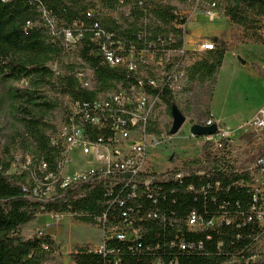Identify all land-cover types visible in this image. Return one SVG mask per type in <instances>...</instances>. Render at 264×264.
<instances>
[{"label": "trees", "instance_id": "trees-1", "mask_svg": "<svg viewBox=\"0 0 264 264\" xmlns=\"http://www.w3.org/2000/svg\"><path fill=\"white\" fill-rule=\"evenodd\" d=\"M205 2L214 3L219 14L237 29L242 43L264 44V0ZM185 5L186 0H0V88L21 127L15 135H10L0 152V264L56 261L59 245L51 235L22 236L23 228L38 214L63 212L67 204L78 210L100 209L99 194L75 201L68 190L50 201L35 200L23 190L28 169L6 173L18 150L23 156L51 160L54 148L49 137L55 129L52 115L56 110H61L63 115L68 107L62 98L89 99L125 82L126 71L108 67L96 56L95 44L90 41L94 23L111 32L115 39L136 43L138 34L144 32L145 38L160 33L179 34L180 19L174 12L181 11ZM43 10L54 18L55 34L46 25ZM79 25L84 30L83 38L73 49H66L62 29ZM212 40L215 41L213 49L185 56V91H189L191 81L214 84L228 46L216 37ZM72 50L84 65L93 69L95 88L80 87L75 71L69 73L67 69L55 74L51 69L53 62L60 65ZM191 59L193 61L188 63ZM164 101L170 111L175 102L173 96L165 95ZM181 112L189 115L187 110ZM206 113L209 115L208 110ZM229 144L223 139L221 149ZM210 145L204 142L201 147L204 161L193 158L184 162V168L188 167L192 175L183 177L181 182L170 180L169 185L176 186L171 195L175 202L170 208L177 210L181 218L195 209L205 220L217 217L220 220L198 231L179 227L185 240L196 245L190 250L170 245L172 235L163 237L161 228L147 222L143 238L137 243L106 242L107 248L116 250L120 264H155L157 261L161 264H264L261 251L264 228L251 209L252 175L233 166L226 154L228 150L218 155L209 150ZM197 171H202L203 175H194ZM189 184L193 191H187ZM201 186L206 190L200 191ZM74 220L91 224L88 217ZM199 243L201 245L197 246ZM69 258L73 264H112L108 261L113 255L103 256L87 243L74 245Z\"/></svg>", "mask_w": 264, "mask_h": 264}, {"label": "built area", "instance_id": "built-area-1", "mask_svg": "<svg viewBox=\"0 0 264 264\" xmlns=\"http://www.w3.org/2000/svg\"><path fill=\"white\" fill-rule=\"evenodd\" d=\"M174 13L180 19L177 25L179 34L160 33L145 38L144 32L138 34L136 43L115 39L111 32L94 23L90 41L95 44L96 56L108 67L126 71L125 82H121L118 88L98 92L89 99L66 97L67 110L49 137L54 148L50 161L16 154L10 162V168H20L13 173L28 169L27 184L23 190L35 200L50 201L68 190L75 201L99 194L98 210H78L67 204L65 211H50L45 215L57 225L65 218L88 217L90 225L102 234V241L94 246V251L103 256L113 255L108 261L112 264H120V259L114 248L106 247V242L137 243L143 238L147 222L161 228L163 237L172 235L170 245L179 250H190L196 245L185 240L179 227L198 231L220 220V217L205 220L195 209L189 210L183 218L179 217L178 211L170 208L175 202L171 195L176 186L169 183L170 180L181 182L183 177L192 175L188 167L184 168L186 160H171L167 168L159 170L149 156L150 150L171 137L168 131L172 117L164 96L172 95L178 108L187 100L185 94L188 91L184 90L185 56L215 47V41L206 37L186 40L189 36L187 24L197 21L198 15L209 21L219 18L214 3L186 0L185 7ZM43 15L46 25L55 34L54 18L45 10ZM61 32L64 47L73 49L83 38L84 30L79 25ZM190 45L192 47L188 48ZM79 61L82 66L75 70L79 86L95 88L93 69ZM50 67L55 74L62 73L57 62ZM190 119L201 125H217L216 133L212 135L196 137L190 133V138L199 139L200 150L204 142L211 143L209 150L212 152L221 149L223 139L230 143L227 131L210 114L207 118L185 115V121ZM252 126L255 132L264 131V108L254 115ZM231 147L228 145L218 153L222 155ZM228 157L237 170H246L252 175L250 187L254 193L251 209L264 228V152L246 166L236 165L235 160ZM197 158L204 161L203 153ZM9 170L6 173H10ZM194 175H203V172L197 171ZM193 190L189 184L187 191ZM205 190L206 187H200V191Z\"/></svg>", "mask_w": 264, "mask_h": 264}, {"label": "rangeland", "instance_id": "rangeland-1", "mask_svg": "<svg viewBox=\"0 0 264 264\" xmlns=\"http://www.w3.org/2000/svg\"><path fill=\"white\" fill-rule=\"evenodd\" d=\"M188 29L190 33L187 41H195L199 36L210 39L216 37L228 46V50L215 76L214 84L191 81L189 91L185 94L187 100L181 97V101L189 102L186 104L183 102L179 108L183 112L189 111L188 116L195 118H207L209 116L206 111H211L229 135V145L232 147L226 154L235 160L236 165H251L255 158L264 152V131L255 132L252 126L254 115L264 108V44L242 43L237 29L229 24L223 14L214 21H209L200 14L197 21L189 23ZM191 47V45L188 46V48ZM192 61L193 59L187 62ZM80 66L82 65L72 50L62 59L59 68L61 72L68 69L69 73H73ZM62 101L68 106L66 97L62 98ZM61 113V110L53 113L51 119L53 125L59 124ZM194 122L191 119L185 121L177 133L169 134L171 137L150 150L149 156L157 164V169L167 168L170 165L168 157L172 154V160H188L201 156L202 152L198 148L199 139L190 138L189 128ZM20 129L10 104L0 88V152L3 145L8 143L10 135H15ZM219 151L213 152L221 155ZM15 153L23 156L20 150ZM2 156L4 157V154ZM18 170H20L19 167H11L9 172ZM37 230H45L52 234L59 245L58 254H56L58 257L50 264H73L69 258V252L73 246L95 244L99 242L101 236L99 230L93 225L68 218L63 219L58 225L52 224V220L45 214H38L33 222L24 227L22 236L28 238L34 234H40L41 232Z\"/></svg>", "mask_w": 264, "mask_h": 264}, {"label": "water", "instance_id": "water-1", "mask_svg": "<svg viewBox=\"0 0 264 264\" xmlns=\"http://www.w3.org/2000/svg\"><path fill=\"white\" fill-rule=\"evenodd\" d=\"M244 63V61H242ZM170 114L172 117L171 127L169 129V134H175L178 132L182 124L185 122V116L178 108L177 105L172 104L170 107ZM217 130V125L212 123L210 125H201L198 123H193L190 125L189 131L193 136L199 137L204 135L215 134ZM173 158V154L168 157V162Z\"/></svg>", "mask_w": 264, "mask_h": 264}, {"label": "crops", "instance_id": "crops-1", "mask_svg": "<svg viewBox=\"0 0 264 264\" xmlns=\"http://www.w3.org/2000/svg\"><path fill=\"white\" fill-rule=\"evenodd\" d=\"M190 23V22H189ZM189 23L187 24V29H188V25H189ZM188 33H190V31H189V29H188ZM208 39H210V38H208ZM212 40V39H211ZM209 114L211 115V117L217 122V123H220L218 120H216L215 119V116H214V114H212L211 113V111L209 112ZM185 116V115H184ZM209 116V115H208ZM224 129H225V127H224ZM232 142H233V140H231ZM39 215H41V214H39ZM38 216V215H37ZM263 225H264V219H263ZM38 232H41V233H44V234H49V235H51L52 237H53V235L52 234H50L49 232H47V231H39V230H37ZM100 232V231H99ZM100 240H99V242H97V243H95V244H92L93 246H97V245H99L100 243H101V241H102V234H101V232H100ZM261 251L264 253V242H263V244L261 245Z\"/></svg>", "mask_w": 264, "mask_h": 264}]
</instances>
